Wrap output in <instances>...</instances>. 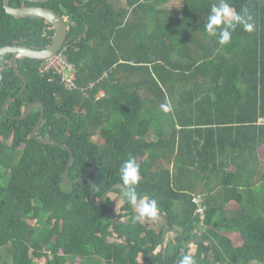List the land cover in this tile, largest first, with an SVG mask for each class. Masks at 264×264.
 I'll use <instances>...</instances> for the list:
<instances>
[{
	"label": "trees",
	"instance_id": "trees-1",
	"mask_svg": "<svg viewBox=\"0 0 264 264\" xmlns=\"http://www.w3.org/2000/svg\"><path fill=\"white\" fill-rule=\"evenodd\" d=\"M118 1L40 5L66 22L61 51L77 70L76 91L41 76L40 61L19 59L27 86L6 118L2 106L22 81L11 55L0 57V264H179L185 254L197 264H264V0H227L237 13L248 9L254 29L237 26L226 45L205 28L220 0H177L179 8L125 0L130 10ZM53 36L44 19L11 17L0 0V48L41 50ZM37 102L36 137L55 143L31 137L39 106L16 119ZM130 157L140 167L138 198L156 201L165 236L163 220L133 223L120 178ZM95 172L94 198L111 190L100 205L91 201ZM194 196L206 207L203 221Z\"/></svg>",
	"mask_w": 264,
	"mask_h": 264
},
{
	"label": "water",
	"instance_id": "water-1",
	"mask_svg": "<svg viewBox=\"0 0 264 264\" xmlns=\"http://www.w3.org/2000/svg\"><path fill=\"white\" fill-rule=\"evenodd\" d=\"M9 1L10 0H2L3 9H4V12L7 15H9L11 17H14V18H23V19H25V18L44 19L46 23L51 24V26H52V28L54 30V36H53L52 43L49 46H47L46 48L41 49V50L32 49V48H29V47H26V46H23V45H19V46L18 45H16V46H5V47L0 48V57L3 56V55H11L10 66L13 69L15 75L19 79H21V81H22V86H21V89H20L19 93L15 97L9 98L8 100H6L5 103L2 106V112H3V114H4V116L6 118H7V116H6V108H7V106L9 105V103H11L15 99L19 98L23 94V92H24V90L26 89V86H27V80L23 77V75L16 68L17 61L19 59H22V58L31 59V60H35V61L46 60V59L52 57L54 54H56L57 52H59L62 49V47H63V45H64V43L66 41V38H67V25H66L65 20L60 15H58L56 12H54L53 10H51L49 8H46V7H43V6H40L41 4H45V3H48V2L54 1V0H22V1H25V2L30 4V5L22 6V7H12V6H10ZM34 106H39L41 108V110H40L39 120H38L37 124L34 126V128L32 129V131H31V137L33 139H36L37 142L40 143V144L55 143L54 140L49 139V138L39 139V138L36 137V132L39 129L40 125L42 124L43 118H44V108H43V106L40 103L37 102V103H31V104L27 105L26 108L23 111L22 116L17 117L16 119L21 121V120H24L25 118H27L29 111ZM56 145L59 148H63V149H65V150L70 152V149L68 148V146L61 145L59 143H56ZM72 160H73V156L71 154L70 158H69V162L67 164V167H66L65 171L63 172V174L61 176L62 181L64 183H69V181H67V179H66V175H67L68 170H69V164L72 162ZM89 171H95V170L93 168L89 169L86 172V175L89 173ZM96 177H97V174L95 172V179H93L91 181V190H92V192H91V201L94 202L96 205H100L101 203H103L106 195L111 190L109 192L103 194L100 197V199L98 201H96L95 198H94V194H93ZM84 178L85 177H82L79 180H82ZM77 181L78 180H74L73 182L77 183ZM120 187L122 189V191H121V195H122L123 187L122 186H120ZM115 188L116 187H114L113 189H115ZM121 195H120V197H121ZM116 203H117V200H114L112 202V205H111L112 212L110 214V218L114 222H115V220H114V209H115ZM141 218L142 217H140L139 214L137 213L135 215L133 223H137ZM144 218H147V217H144ZM158 218H160L161 220L164 221V234H165V232L167 230V219L164 217L163 214H157V217L154 218V219H158ZM150 219H153V218H150ZM191 242H193V241L188 242L184 246V248H183V250L181 251L180 254L184 253V251L187 249L188 245ZM208 244L212 247L211 242H208ZM212 253H213V249H211L209 251V254H208V260L209 261L211 260ZM149 256H151V253L149 254ZM175 264H177V262H175Z\"/></svg>",
	"mask_w": 264,
	"mask_h": 264
},
{
	"label": "clouds",
	"instance_id": "clouds-1",
	"mask_svg": "<svg viewBox=\"0 0 264 264\" xmlns=\"http://www.w3.org/2000/svg\"><path fill=\"white\" fill-rule=\"evenodd\" d=\"M252 20H253V17L247 8H244L241 10V12L237 13L234 11V9L231 7V5L227 2V0H220L218 6H212L211 7V11H210V14L208 16V20H207V23L205 25V28H206L207 32L209 33V35H211V36L218 35L219 36V43L221 45H226V44L231 42L232 32L235 30V28L237 26H241L245 32L251 33L254 29V24L252 23ZM57 53L64 54L61 50ZM65 57H66V55H65ZM41 62L42 61H40L39 65H38L39 74L41 76L51 75L53 78H51L49 81H51V80L56 81L58 86L62 90L69 92L68 90H65L62 86L59 85L58 78L56 75H54L53 73H49V72H40V67L43 64ZM69 64L72 65L71 63H69ZM75 83L77 85V70H76V81H75ZM90 84H94V83H90ZM99 92L100 91H97V94H96L97 99H100L98 97ZM161 107L163 108L164 111H168V108L166 105H161ZM22 114H23V112H22ZM6 116H7V114H6ZM120 178L123 182V185L129 186L125 191V195H126L128 202L131 205H133L134 218H135V215L138 213L139 216L142 217L139 220L140 222L143 219L149 220L150 218H153V219H151L152 221L161 220L160 218L154 219L157 217V214H159L158 208H157V203L155 200H147L146 198H144V199L138 198L135 186L138 184V182L140 180V167L136 163V160L134 157H130L129 159H127L126 161L123 162V164L120 168ZM109 195H110V192L106 195V197ZM120 195L117 198L113 199V201L117 200V203L115 205L116 209H114V215H115V212L119 209V208L117 209V204H120V206H121L120 199H121L122 195H121V197H120ZM194 197H196V196H194ZM194 197L192 198V200L194 199ZM99 199H95V200L98 201ZM192 204L195 205L193 202H192ZM201 205L204 209V213H203L204 218L200 219L199 216L196 214V210H195V214L199 220L203 221L205 219L206 207L203 204L202 200H201ZM195 208H196V206H195ZM144 217H147V218H144ZM134 218H133V221H134ZM115 222L120 223V222H117L116 220H115ZM124 224L128 225L130 223L124 222ZM195 232L198 235H201V232H199V231H195ZM164 236H165V234H164ZM168 238H169V240H173L171 235H168ZM195 241L199 242V241H204V240L197 239ZM208 242H210V241H207L205 243L208 244ZM191 244H193V242H191L188 245V247ZM179 264H197V262L191 255L185 254L180 259Z\"/></svg>",
	"mask_w": 264,
	"mask_h": 264
},
{
	"label": "built area",
	"instance_id": "built-area-1",
	"mask_svg": "<svg viewBox=\"0 0 264 264\" xmlns=\"http://www.w3.org/2000/svg\"><path fill=\"white\" fill-rule=\"evenodd\" d=\"M43 63L40 67V72H49L57 76L59 85L65 90L75 91L77 90L76 81V70L73 65L69 64V61L64 54L57 53L54 56L42 61ZM89 89L94 87V84L88 85ZM104 96L103 91L98 93V97L102 98ZM202 198L200 196L194 197L192 202L196 206V214L200 219L204 218V209L201 205Z\"/></svg>",
	"mask_w": 264,
	"mask_h": 264
},
{
	"label": "rangeland",
	"instance_id": "rangeland-1",
	"mask_svg": "<svg viewBox=\"0 0 264 264\" xmlns=\"http://www.w3.org/2000/svg\"><path fill=\"white\" fill-rule=\"evenodd\" d=\"M127 4V2L125 1V0H119L118 2H117V4H116V6H118V7H120V8H126V9H128V10H130V8H128V6L126 5ZM173 6H176V7H178L179 8V3H178V1L176 0L175 2H173ZM119 206H120V204H117V209L119 208ZM116 209V208H115ZM151 219H149V223L151 224V225H153V222H151L150 221ZM155 225H161L160 223H159V220H156V223H154ZM234 241H236V239H234ZM233 241V242H234ZM238 241H240V240H237V242L236 243H238ZM235 243V244H236Z\"/></svg>",
	"mask_w": 264,
	"mask_h": 264
},
{
	"label": "flooded vegetation",
	"instance_id": "flooded-vegetation-1",
	"mask_svg": "<svg viewBox=\"0 0 264 264\" xmlns=\"http://www.w3.org/2000/svg\"><path fill=\"white\" fill-rule=\"evenodd\" d=\"M119 196V195H118ZM174 234H171V236L173 237Z\"/></svg>",
	"mask_w": 264,
	"mask_h": 264
},
{
	"label": "crops",
	"instance_id": "crops-1",
	"mask_svg": "<svg viewBox=\"0 0 264 264\" xmlns=\"http://www.w3.org/2000/svg\"><path fill=\"white\" fill-rule=\"evenodd\" d=\"M156 226V225H155Z\"/></svg>",
	"mask_w": 264,
	"mask_h": 264
}]
</instances>
